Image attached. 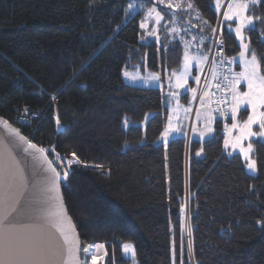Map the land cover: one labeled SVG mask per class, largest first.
<instances>
[{"label":"trees","instance_id":"1","mask_svg":"<svg viewBox=\"0 0 264 264\" xmlns=\"http://www.w3.org/2000/svg\"><path fill=\"white\" fill-rule=\"evenodd\" d=\"M191 2L186 23L211 38L213 0ZM149 7V0H0V117L54 148L50 157L71 160L74 152L82 161L61 182L81 257L103 243V264H264V140L253 142L254 175L224 148L216 117L208 140L155 145L168 124L164 89L121 78L123 68L137 67L164 80L182 63L185 35L170 39L161 23L158 38L140 41ZM249 8L256 25L245 34L259 53L264 3ZM220 32L221 56L239 72L235 35L223 22ZM218 83L216 76L211 91ZM124 243L135 258L123 257Z\"/></svg>","mask_w":264,"mask_h":264},{"label":"snow or ice","instance_id":"2","mask_svg":"<svg viewBox=\"0 0 264 264\" xmlns=\"http://www.w3.org/2000/svg\"><path fill=\"white\" fill-rule=\"evenodd\" d=\"M94 2V0H91ZM258 0H251V3L255 5ZM259 2L264 3V0H259ZM160 4H164L165 0H159ZM217 7H220V0H216ZM133 7L132 4H129V9ZM168 8H177L180 9L183 7L182 3L177 2L173 5L171 2L167 3ZM187 8L192 9L195 7L194 3L189 0L186 5ZM249 8V3L247 0H234V3L228 4V10L224 13L225 20H233L235 17L238 19L239 23L235 28L236 36L240 39V46L243 51L239 52V62L243 64V70L240 72L232 73L231 69L229 70L230 74L234 76V79L229 80L228 76H225L224 79L228 80V85L225 86L226 91L231 94V101L229 102L227 96L221 97L218 101L220 104L227 105V108L221 111V115H227L228 112L231 113V125H225L226 129L229 132V135L224 139V148L228 149L229 146L233 150L239 148L240 151L244 154V158L246 161L249 160V152L252 150L253 145L251 143L248 144L247 148L242 146V141L247 137H252L256 135L264 136V131H260L259 133L253 132L252 126L254 124H259L260 129L264 130V69H262V64H264V50H261L259 53L252 50L250 54V59L247 58L250 48L249 44L244 43V32L246 26H250L253 24V17L251 15H245L246 10ZM155 15L156 23L159 24L163 19V16L159 11L156 10L155 7L150 8L148 10L149 17ZM264 22V21H262ZM205 23H207L205 21ZM145 25L141 23V27ZM251 30V29H250ZM175 32V29H172ZM215 29H213V32ZM151 35H155V33H150ZM191 57L188 52L185 51L184 55V68L183 71L177 75L176 71L172 72V76L176 77V87L183 88L188 84L187 77L190 75L189 66L191 62ZM208 59L207 56L201 57V62H206ZM232 62H236V58H233ZM127 75V73H125ZM216 71H215V62L212 71L213 79H216ZM152 80H159L160 77L156 74H152L150 77ZM196 83H199V77L194 78ZM241 81L246 82L247 91H240ZM217 88L219 89L221 85L218 83ZM191 91L193 93L196 92L195 88H192ZM171 95L176 96L177 93L173 92ZM208 96V92L204 93L202 96L201 102L203 106L204 97ZM195 99V97H194ZM247 105L251 108V114L247 116L246 120L242 122L237 119L238 113L242 106ZM189 109H186L188 111ZM28 109H25L27 112ZM199 116V113H198ZM213 117L209 113L208 116V127L206 129L207 132H211V122ZM56 124L60 125L59 117L56 118ZM0 125H3L4 129L9 133L10 136L15 137L19 142L26 145L23 151L32 155L33 159L36 160L38 158H42L43 162L47 164V169L50 170L53 174V182L52 186L48 189V191L56 190L58 191L59 184L61 182L67 183L69 180L70 172L75 171L73 168V164L81 165L82 161L76 156V153H72V159L67 160L65 157L60 156L58 153L53 159H49V155L51 152H54V148H45L43 146H38L33 143L27 136H24L19 129L12 127L9 121L0 118ZM239 129V135L233 138L231 136L232 129ZM59 131V128H58ZM172 131L171 126V118H169V125L165 128L163 135L165 137L168 136L169 132ZM203 135V133H202ZM39 154L37 157L36 154ZM196 155H200L199 152ZM10 157V162L5 161V157L2 151H0V264H55L54 256L59 255L58 253L49 254L45 251L44 247L34 240L21 241L14 237V231L18 227L16 224H13L10 220V217L13 213L18 211V206L20 205V199H13L12 195L9 193L8 189L11 187V181L14 180L15 174L12 173L11 168L12 165H15L18 172L21 173L20 179L24 180L22 172L23 170L20 168V162L16 160L15 156L12 155L11 152L8 153ZM60 168L61 171H58L57 168ZM84 167H88V165H84ZM98 167V166H97ZM247 167L250 170H255L256 164L255 161H249ZM29 205H25L24 208H20V211H30ZM49 216L59 215L61 218H67L70 224V233L69 231H65L63 228H60V234L63 238L64 245L67 246V255L63 258L62 264H81V260L79 257V252L81 251L79 245V239L75 234V226L71 225V218L66 217V209L61 208V212L55 213L52 211H48L46 213ZM259 223V222H258ZM19 227H24L20 225ZM34 227L39 228V225H34ZM95 247L96 249H104L105 245L103 243H97L95 245H88L84 247L82 251L87 255L92 249ZM123 252L128 254L130 253L133 258L136 256V250L131 243L123 244ZM105 254L107 252L105 251ZM181 256H183V246L181 247ZM97 255L95 253L92 254L91 260L92 264H96ZM84 264H87V260L85 259Z\"/></svg>","mask_w":264,"mask_h":264},{"label":"rangeland","instance_id":"3","mask_svg":"<svg viewBox=\"0 0 264 264\" xmlns=\"http://www.w3.org/2000/svg\"><path fill=\"white\" fill-rule=\"evenodd\" d=\"M153 1H157L158 4L157 5L153 4V5H151V7H149L147 9L146 16H144V20L141 22L145 25L144 27H142L145 32H143L144 34H142L141 39H140V41L142 43H145V42H148L151 40H155L156 38H158L157 36H159V35H157V34L161 30V27H160L161 23L163 25H165L164 26L166 28L165 33L167 32V34H169L170 36L180 35V33H181L182 35L179 36V40L183 37V32H188V31H190V28H193L192 24L190 26L189 24L186 23V22L190 21L189 18H187V16H189V14L192 13L191 12L192 10L186 7L189 0H165L164 4H160L159 0H153ZM149 2H150V0H149ZM169 2H171L173 5H175L177 2H180V3H182L183 7L180 9H177L175 7L168 8L167 3H169ZM247 2L249 3V7L251 5L253 6V4L251 3V0H247ZM150 3L152 4V2H150ZM229 3H234V0H220V7H217L216 0H213V7H214L216 13L218 14V17L221 18V21L218 23V26L215 25V32L217 30H220L221 22H223L225 28L235 35L236 41L240 47V51H243L242 47L240 46V43H241L240 39L236 36V32H235V28L237 27V25L239 23L238 19H236L234 17L233 20L229 21V20H225V18H224V13L228 10V4ZM258 3H259V0L255 5H257ZM161 5L163 6V8H161ZM153 7H155L156 10L159 11L161 13V15L163 16V19L160 21L159 24L156 23L154 14L152 17H149V15H148V10L150 8H153ZM249 9L250 8H248L246 10L245 15H249L248 14ZM183 16H184V18H183ZM193 17H195V14H193ZM180 18H183V20L181 22L179 21ZM185 19H187V20L185 21ZM255 25H256L255 19L253 18V24L250 26H246L245 29L243 30V32H244V43L249 44L248 39H247V35L245 34V30L247 28H255ZM149 27H153V28H149ZM172 29H175L176 31L173 32ZM153 32L155 33V35L150 34ZM260 38H261L262 42H264V34L263 33H261ZM170 39H176V38L170 37ZM183 39L186 40V42L184 40L182 43L183 50H184L183 51L184 52L183 57H184L185 51H187V48L185 47L184 42L186 45H190V44H192L191 41L193 40V38L189 40V39H186V37H183ZM209 41H213V36L211 38H209ZM249 48H250V46H249ZM252 50L250 49V52L247 56L248 59H250V54H251ZM211 52H212V44L208 48V53H207L208 59L205 62V64H208ZM188 54L192 58L191 62H190V66H189L190 75L187 77L188 84L183 88H177L176 87V77L171 76V74L173 71H176L177 75H179L183 71L184 58L182 60L181 65L179 66V69H175L173 71H168L165 74L164 80H162L161 78L159 80H152V79H150V77L152 76L151 74L153 72H149L147 70H145L144 72H141L140 69L137 67L136 68H132V67L126 68L125 67L121 71V78L123 79L124 83H126L128 85L140 87V88L164 89V91H165L163 103H164V105H166L170 109L169 117H168V124L165 126V128L168 127L169 118H171L172 131H170L168 136L165 137L163 135L164 130H165V128H164L161 135L154 142L155 145H163L165 147L171 139L177 138V137H183L186 139V142H188L189 139L205 141V140H208L214 136L215 121L213 119L211 122L212 131L211 132L206 131L207 127L209 126L208 125V116H209V113H212L210 111V107H209V103H208L207 99H209V101H211L210 91H211V87H212L213 76L211 73L210 78L208 77V79L206 81L203 80L204 82L201 83V78L203 75V70H204L205 64L203 66L202 71L200 72L198 57L193 56L191 51L188 52ZM235 58L239 61V54H237L235 56ZM240 64L242 65V69H241V71H242L243 70V64L242 63H240ZM213 67H214V64H213ZM194 69H197L198 72H195ZM212 71H213V69H212ZM215 71H216V64H215ZM125 73H127V75ZM154 74L158 75L157 73H154ZM167 77L168 78L171 77V78L167 79ZM195 77L200 78L198 84L196 83V81L194 79ZM203 79H205V76L203 77ZM166 80H168V81L170 80V82L168 84H166L165 83ZM192 88L196 89L195 93H193L191 91ZM239 90L240 91H247L248 90L246 82L241 81ZM206 91L208 92V96L204 97L203 106H202V102H201L200 98L202 96H204V93ZM173 92L177 93V95L176 96L171 95V93H173ZM182 96H185V97L182 99ZM194 97H195V99H194ZM180 98H181V102L179 103ZM230 101H231V94L229 93V102ZM206 105H207V107H206ZM205 108H206V111H204ZM186 109H189L188 110L189 111L188 120H187V117H185V113L188 114V111H186ZM202 111H204V112H202ZM245 111H246V113H244ZM261 111H264V109H261ZM198 113H199V116H198ZM250 114H251V108L247 105H244L241 107L240 112L238 113L237 119L242 122L243 120H246L247 116ZM149 116H151V114H149ZM229 116H230V122L227 124L228 127H230V125L232 123L230 112H229ZM212 117H213V115H212ZM144 123L142 124V127H144ZM252 130H253V132H256V133H259L260 131H264V130L260 129L259 124H254L252 126ZM223 132H224V137L222 139V143L224 146V139H225V137H227L229 135V132L226 129V127L224 128ZM202 133H203V135H202ZM239 134L240 133H239L238 128L231 130V136L233 138H235ZM259 138H260V135L247 137L245 140L242 141V146L247 148L249 143H251L253 145V142L258 140ZM226 150H227L229 155L239 154L241 156L242 160L244 161L245 170L249 174L254 175L256 173V168H255V170H250L247 167V164L249 161H255L254 156H253L254 145H253L252 150L249 152V160L248 161L245 160L244 154L240 151L239 148H236L235 150H233L231 148V146H229V148ZM54 156H56V155H53V157ZM49 159H51L50 156H49ZM74 165L75 164H73V166ZM188 237H189V235H188ZM93 245H95V244H93ZM93 253H95L98 257L96 264H103L104 263V259H105V255H106L105 250L104 249H96L95 247H93L92 249H90V251L87 255L84 253L83 256L81 257L82 264H84L85 259L87 260V264H92L91 256ZM126 257H130V256H126Z\"/></svg>","mask_w":264,"mask_h":264},{"label":"water","instance_id":"4","mask_svg":"<svg viewBox=\"0 0 264 264\" xmlns=\"http://www.w3.org/2000/svg\"><path fill=\"white\" fill-rule=\"evenodd\" d=\"M11 125L17 128L13 124ZM24 147L26 145L10 136L3 125H0V151L3 152L6 163L10 162L9 152L15 156L16 160L20 162L24 178L21 181V173L17 171L15 165H12L11 171L15 174V178L11 181L8 191L13 199H20L18 211L10 217L11 222L18 226L13 235L21 241L34 240L38 242L49 254L58 253L59 255L54 256L55 264H62L63 258L67 255V246L64 245L59 229L63 228L70 233V224L67 218L46 214L48 211L59 214L63 208L66 209V217H70L63 198L61 184H59L58 191H48L52 186L53 174L50 170H46L48 166L42 158L34 160L32 155L23 151ZM36 155L39 157L38 153ZM25 205H29L31 210L20 211V208H24ZM20 225L24 227H19ZM34 225L40 227L37 228ZM71 225H74L72 220ZM75 234L79 239L81 249V241L76 228ZM121 251L123 252V246ZM79 257L81 260V251Z\"/></svg>","mask_w":264,"mask_h":264},{"label":"built area","instance_id":"5","mask_svg":"<svg viewBox=\"0 0 264 264\" xmlns=\"http://www.w3.org/2000/svg\"><path fill=\"white\" fill-rule=\"evenodd\" d=\"M150 1H153V0H150ZM223 48H224L223 37L220 31L217 30L214 33V37L212 41V52L209 57V62L208 64H206L202 78H201L202 83L204 82L203 80L206 81L208 77L210 78L213 64L215 62L216 68H217L216 76H217V79H219V84L221 85V87L219 89L217 88V86L213 88L211 92V97H212V102H213L214 113L222 129H224L225 125H227L226 122L229 117V112L227 113V115H221V111L225 110L227 108V105L220 104L218 103V101L221 99V97L227 96V91H226L225 86L228 85V80H225L224 77L228 76L229 80L234 78V76L231 75L229 72L230 70L229 60L225 56H221L223 52ZM216 60H217V63H216ZM204 76H205V79H203ZM223 135H224L223 132H221V136ZM62 157H65V156H62ZM51 159H53V156L51 157ZM57 169L58 171H61L59 167Z\"/></svg>","mask_w":264,"mask_h":264},{"label":"crops","instance_id":"6","mask_svg":"<svg viewBox=\"0 0 264 264\" xmlns=\"http://www.w3.org/2000/svg\"><path fill=\"white\" fill-rule=\"evenodd\" d=\"M193 13L196 14V18H198V14L199 13L197 11L196 12H193ZM180 35H182V34L180 33ZM180 35H178V36H180ZM183 35H185L186 36V39H189V40L193 38V40H192L193 42L191 41L192 44L186 45L185 44L186 40H185L184 45L187 48V52H190L191 51V53H192L193 56L198 57V62H199V67H200V72H201L202 69H203V66H204L205 62H201L200 58L201 57H204V56H207V53H208V45L207 44L209 42V38L210 37L205 34V30H203V31L202 30H199V32H198L197 30H195L193 28H190V31H188V32H183ZM171 37L177 38L175 36H171ZM181 40H183V39H181ZM236 62L238 64L239 68H240V70H239V72H240L241 69H242V65L241 66L239 65V63H238L239 61L237 59H236ZM194 71L195 72H198L197 69H194ZM152 74H154V73H152ZM171 76H172V74H171ZM170 78L171 77H169V78L167 77V79H170ZM169 82H170V80L169 81L168 80L165 81L166 84H168ZM207 101L209 103L210 111L212 112L210 114H211V116L213 115V120L215 121V115H214L213 110H212L211 101H209V99H207ZM180 102H181V98L179 99V103ZM206 107H207V105H206ZM169 111H170V109H169ZM204 111H206V108H205ZM204 111H202V112H204ZM185 117H187V120H188V118H189V111H188V114L185 113ZM259 139L260 140H263L264 139V136H260Z\"/></svg>","mask_w":264,"mask_h":264},{"label":"bare ground","instance_id":"7","mask_svg":"<svg viewBox=\"0 0 264 264\" xmlns=\"http://www.w3.org/2000/svg\"><path fill=\"white\" fill-rule=\"evenodd\" d=\"M199 25H200V24H199ZM229 122H230V116L228 117L226 124H228ZM263 140H264V139H263ZM123 254H124L125 256H130V257H131V254H130V253L126 254V253L123 252Z\"/></svg>","mask_w":264,"mask_h":264}]
</instances>
